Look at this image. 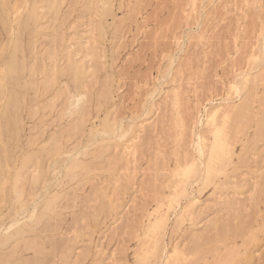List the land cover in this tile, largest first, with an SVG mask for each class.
Listing matches in <instances>:
<instances>
[{"label": "rangeland", "instance_id": "obj_1", "mask_svg": "<svg viewBox=\"0 0 264 264\" xmlns=\"http://www.w3.org/2000/svg\"><path fill=\"white\" fill-rule=\"evenodd\" d=\"M175 250L264 264V0H0V264Z\"/></svg>", "mask_w": 264, "mask_h": 264}, {"label": "bare ground", "instance_id": "obj_2", "mask_svg": "<svg viewBox=\"0 0 264 264\" xmlns=\"http://www.w3.org/2000/svg\"><path fill=\"white\" fill-rule=\"evenodd\" d=\"M80 99H81V97H77L75 100L78 101ZM70 105H72V103ZM231 111H232V114H237V113H234V110H231ZM213 135H214V141H212L213 143L211 146L209 159L212 162H218L220 159H223L224 157L228 156L232 152V146L233 145L227 142V140H226L227 135L224 131L221 130V128L213 130ZM211 171H212V169L207 166L206 172L208 175L211 173ZM160 221H162V223H163L164 218L161 217V220H159V222ZM158 228H159V224H158V222H156L155 226H153V231L154 232L157 231ZM208 238H210V237H208ZM216 238H217V236H216ZM173 248H174V246L172 247V250H173ZM169 252H170L169 254L168 253L166 254L167 256H166L163 264H174L173 260L175 258H178L181 254V250H175L174 252L172 251V253H171V251H169Z\"/></svg>", "mask_w": 264, "mask_h": 264}]
</instances>
